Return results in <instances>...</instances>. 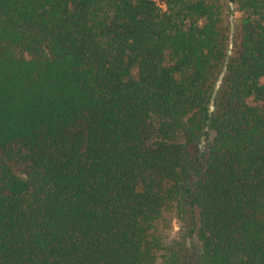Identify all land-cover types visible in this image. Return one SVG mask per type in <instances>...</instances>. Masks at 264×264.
<instances>
[{"label": "trees", "instance_id": "16d2710c", "mask_svg": "<svg viewBox=\"0 0 264 264\" xmlns=\"http://www.w3.org/2000/svg\"><path fill=\"white\" fill-rule=\"evenodd\" d=\"M228 1L232 38L221 0H0V264H264V0Z\"/></svg>", "mask_w": 264, "mask_h": 264}, {"label": "rangeland", "instance_id": "374dc122", "mask_svg": "<svg viewBox=\"0 0 264 264\" xmlns=\"http://www.w3.org/2000/svg\"><path fill=\"white\" fill-rule=\"evenodd\" d=\"M223 4V9L225 13V22L228 23L230 35L229 37L232 38L233 32L236 27L237 19L240 16V13L236 10V4L232 1L228 0H221ZM165 220L161 221L157 226V233L162 238V241L164 245L171 246L174 245V240L179 239L181 228L180 224L181 221L174 213H165ZM189 251H195V248L191 244V241L189 240L188 243ZM187 250V248H186Z\"/></svg>", "mask_w": 264, "mask_h": 264}, {"label": "water", "instance_id": "95a60500", "mask_svg": "<svg viewBox=\"0 0 264 264\" xmlns=\"http://www.w3.org/2000/svg\"><path fill=\"white\" fill-rule=\"evenodd\" d=\"M228 58H229V57H227L226 60H225V63H224V65H223V68H222V71H221V74H220V77H219V80H218L217 85H216V87H215V89H214V93H213V96H212V98H211V102H210V105H209V113L212 111V101H213V98H214V96H215V94H216V91H217V89H218L219 83L221 82V79L224 77V75H225V73H226ZM201 140H202V141L204 140V137H203V136L201 137Z\"/></svg>", "mask_w": 264, "mask_h": 264}]
</instances>
